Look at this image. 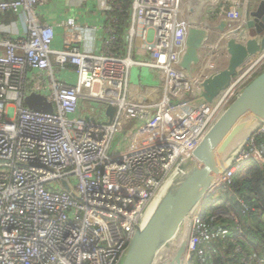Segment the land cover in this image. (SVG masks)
Here are the masks:
<instances>
[{"label":"built area","instance_id":"1","mask_svg":"<svg viewBox=\"0 0 264 264\" xmlns=\"http://www.w3.org/2000/svg\"><path fill=\"white\" fill-rule=\"evenodd\" d=\"M45 1L0 0V14L15 13L27 30L26 36L0 37V264H122L179 164L193 158L206 133L264 68L263 52L212 102L203 97L201 82L226 66V43L243 28L249 0H218L211 6L228 8L216 20L207 8L201 20L216 24L224 17L230 26L206 39L192 73L180 65L187 0H130L125 26V0H106L100 44L88 50L81 46L87 30L74 17L66 22L63 47H53L54 26L36 15ZM136 66L157 68L164 86L132 83ZM31 92L45 95L54 111L29 108L24 98ZM92 99L114 106L112 119L96 122L82 113V102ZM129 122L135 123L126 129ZM263 135L264 122L215 176L210 195L231 189L248 159L264 165L257 140ZM239 201L246 214L248 204ZM219 205L213 218L232 219L243 237L239 217ZM191 226L187 264L211 233L201 210ZM236 251L246 255L240 244Z\"/></svg>","mask_w":264,"mask_h":264},{"label":"water","instance_id":"2","mask_svg":"<svg viewBox=\"0 0 264 264\" xmlns=\"http://www.w3.org/2000/svg\"><path fill=\"white\" fill-rule=\"evenodd\" d=\"M212 0H187L188 30L180 65L189 73L200 63L206 39L213 32L230 26L227 18L216 24L201 20L203 7ZM215 22V21H214ZM225 50L228 62L201 82L203 97L212 102L229 87L234 75L253 57L264 52V0H249L246 21L239 34L230 36ZM144 97L138 96L143 102ZM32 110L53 112V104L41 93L31 92L24 98ZM114 106L107 104L112 119ZM264 122V71L258 74L229 105L194 150L193 158L179 164V174L162 196L145 226L139 228L130 242L122 264H182L192 233V211L200 209L210 195L214 178L227 169L240 149ZM188 231L181 243L176 237L181 229Z\"/></svg>","mask_w":264,"mask_h":264},{"label":"trees","instance_id":"3","mask_svg":"<svg viewBox=\"0 0 264 264\" xmlns=\"http://www.w3.org/2000/svg\"><path fill=\"white\" fill-rule=\"evenodd\" d=\"M130 4V0H125L123 26L127 22ZM220 14L221 12H216L214 17L218 19ZM3 15L7 20L17 17L13 12L0 14V18H3ZM132 124L133 122H129L126 129L132 127ZM257 140L264 151V135ZM221 192L220 200L211 194L201 208L203 223L211 233L206 240L198 244V252L194 254L189 264H255L256 259H261L264 264V165L255 157L248 159L236 173L231 189ZM239 198L250 208L246 214H243ZM218 202L220 211L233 213L239 217L242 236L245 239L238 233L232 219L224 216L213 218ZM237 244L245 250V256L236 251Z\"/></svg>","mask_w":264,"mask_h":264},{"label":"crops","instance_id":"4","mask_svg":"<svg viewBox=\"0 0 264 264\" xmlns=\"http://www.w3.org/2000/svg\"><path fill=\"white\" fill-rule=\"evenodd\" d=\"M218 0H212L203 7V12ZM189 12V11H188ZM107 13L106 0H46L36 8L37 19L40 23L51 24L56 31L54 48H62L66 36V22L74 17L76 22L87 30L83 45L84 49L97 48L100 44L99 27L104 23ZM188 17V13H187ZM97 31V32H95ZM27 30L24 21L17 16L9 20L0 18V37L16 38L26 36ZM77 80V77H73Z\"/></svg>","mask_w":264,"mask_h":264},{"label":"rangeland","instance_id":"5","mask_svg":"<svg viewBox=\"0 0 264 264\" xmlns=\"http://www.w3.org/2000/svg\"><path fill=\"white\" fill-rule=\"evenodd\" d=\"M256 2H257V0H253L254 4H256ZM227 8H228L227 6H223V5L210 6L208 8V10H209V16L208 17L210 19L211 18L216 19V17H214V14L216 12L222 13V11L224 13H226ZM209 55H211V53H209ZM197 71H198V73H201L203 71V67L202 66L198 67ZM135 81L139 82V83H145V84H150L153 86H158L159 88H162L164 86V83H165V80H164L162 74L160 73V71L154 67H143V68H139L137 66L134 67L132 69L131 82L133 83ZM94 91L95 92L99 91V84H95ZM106 108H107L106 102L101 101V100L92 99V100H84L82 102L81 111H82V113L87 114L91 120L96 121V122H100V121H108L110 119L109 116L106 114ZM134 123L131 126H133ZM221 191H218L219 193L216 195L218 200H220L219 197L222 194ZM194 210L192 211V214L194 213Z\"/></svg>","mask_w":264,"mask_h":264},{"label":"bare ground","instance_id":"6","mask_svg":"<svg viewBox=\"0 0 264 264\" xmlns=\"http://www.w3.org/2000/svg\"><path fill=\"white\" fill-rule=\"evenodd\" d=\"M205 11H206V10H205ZM205 11H204V12H205ZM245 21H246V17H244V18L242 19V21H241V23H242L241 25H242V26L245 25ZM168 187H169V186H168ZM160 200H161V198L159 199V201L156 200V201L152 204V206L150 207V210H149V213H148V216H147V218H146V221H145L144 226L146 225V223L149 221V219L151 218L152 214H153L154 211L156 210V208H157V206H158ZM196 207H197V209H195V212L193 213V216H195V214L199 212V209H200V205H199V203L197 204ZM196 207H195V208H196ZM187 233H188V231L182 228V229L180 230V232L178 233V236L176 237V242H177V243H181V242L185 239ZM188 258H189V253H188V251H187V252L185 251V254H184V256H183L182 264H187Z\"/></svg>","mask_w":264,"mask_h":264}]
</instances>
